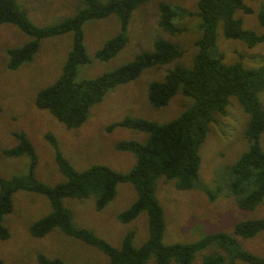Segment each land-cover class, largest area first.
<instances>
[{
    "label": "rangeland",
    "instance_id": "1",
    "mask_svg": "<svg viewBox=\"0 0 264 264\" xmlns=\"http://www.w3.org/2000/svg\"><path fill=\"white\" fill-rule=\"evenodd\" d=\"M106 2L108 0H99ZM251 12L241 9L234 12L242 27L264 34L259 24L258 11L264 0H244ZM29 20L38 26H48L74 15L84 6L82 0H16ZM197 0H146L139 3L130 14L124 31L126 42L107 60L95 56L103 43L120 32L119 18L111 13L101 18H91L82 25L83 46L88 61L77 65L76 80L91 79L131 61L136 54L151 50L153 41L165 39L177 44L182 53L173 61L144 68L135 78L109 89L102 99L91 105L85 120L78 127H66L47 109L35 104L37 92L51 84L61 74L72 46V32L47 36L38 40V49L28 61L14 69L7 66L8 52L33 40L12 23L0 24V177L10 178L28 171L29 156H7L3 150L19 141V134L32 144L37 162L36 179L54 185L66 178L55 159V146L77 170L93 164H104L113 170L127 173L136 162L130 151L115 148L119 140L145 142L147 133L137 129L107 126L125 116L139 117L165 123L176 117L192 103V98L178 91L162 107L151 105L147 99L148 84L162 80L175 65L191 67L197 53L196 40L201 35L200 17L189 15L196 10ZM165 3L177 11L175 23L179 32H168L158 25L159 6ZM222 22L217 23L211 54L222 56L225 63L241 62L246 67L264 65V42L248 46L243 40L227 38L222 32ZM264 107V90L258 92ZM198 153L200 163L196 186L178 189L174 180L158 178L156 196L163 209L164 232L162 242L190 243L206 234L223 232L234 236L235 242L224 248L211 244L195 252L191 264H202L212 253H222L225 261L234 264H253L237 256L238 251L264 257V229L252 236L233 235L238 222L264 219V198L252 209H241L229 187L230 167L245 151L249 142L244 131L249 114L243 110L235 95L228 97L223 113L214 112ZM53 139V141H51ZM264 150V128L259 136ZM209 189L215 199L210 200L202 188ZM137 193L130 182H119L115 195L102 208L95 207V194L84 198L64 197L63 205L73 214V221L91 230L112 246L119 247L127 231L132 230L133 245L139 247L148 237V216L145 210L128 222L118 215L136 199ZM52 207L48 198L28 190L13 193V209L5 214L3 224L9 235L0 240V264H39L37 256L60 258L65 264H109V257L97 247L68 236L55 227L42 237L31 235L30 225L48 214ZM227 252H225V250ZM146 264H156L150 255ZM170 264H178L171 261Z\"/></svg>",
    "mask_w": 264,
    "mask_h": 264
},
{
    "label": "trees",
    "instance_id": "2",
    "mask_svg": "<svg viewBox=\"0 0 264 264\" xmlns=\"http://www.w3.org/2000/svg\"><path fill=\"white\" fill-rule=\"evenodd\" d=\"M143 1L146 0H82L84 6L74 15L48 26H38L29 20L16 0H0V24L12 23L33 37V40L21 46L7 49V66L14 69L30 60L38 49L39 39L71 31L72 46L62 72L55 81L37 92L35 104L47 109L66 127H78L85 120L89 107L99 102L109 89L135 79L144 68L169 63L181 55L177 44L156 39L151 50L136 54L131 61L97 77L76 80L77 65L88 61L83 46L84 21L111 13L118 16L120 32L107 39L95 52L97 58L107 60L126 42L124 31L131 11ZM237 9L244 13L251 12L244 0H197L196 10L187 12L189 15L196 14L201 20V35L195 42L197 53L193 65H175L162 80L148 84L147 99L151 105L165 106L178 91L192 98L190 105L165 123L125 116L107 126V131L120 126L147 133L145 142L119 140L114 145L118 150L135 154L136 162L129 172L122 173L104 164H93L77 170L55 146V159L66 179L47 185L35 178L36 152L29 140L20 133V141L4 149L3 153L7 156L27 154L28 171L7 179L0 177V240L9 235L3 219L13 209V193L23 189L45 195L52 207L48 214L30 225L31 235L42 237L58 227L66 235L103 251L109 257V264H146L151 254L155 256L156 264H170L172 260L178 264H191L195 252L205 246L218 244L224 248L234 243V236L217 232L190 243L164 244V215L155 190L158 178L174 180L178 189L196 186L200 163L198 149L206 135L208 123L214 119V112H224L228 97L235 95L243 110L249 114L244 131L249 146L230 167V191L241 209H252L264 198V150L259 143L264 128V107L258 99V92L264 90V65L246 67L239 61L225 63L220 54H211L219 21L222 22L223 35L227 38L241 39L250 47L264 42V34L242 27L240 18L234 16ZM257 15L259 24L264 27V1ZM176 17L175 9L165 3L160 4V27L171 33L181 31L175 23ZM125 181L134 186L137 197L127 209L119 213L118 219L128 222L143 210L148 216V237L139 247L133 245L132 230L125 233L119 247L112 246L91 230L77 225L73 221L72 211L62 202L64 197L84 198L95 194V207L100 209L113 198L116 185ZM202 190L210 200L215 199L209 189L203 187ZM262 229L264 219L246 220L235 224L233 235L248 237ZM237 256L253 264H264V257L247 251H238ZM37 259L39 264H65L60 258H49L43 254H38ZM202 264L234 262H226L222 253H212L203 258Z\"/></svg>",
    "mask_w": 264,
    "mask_h": 264
}]
</instances>
